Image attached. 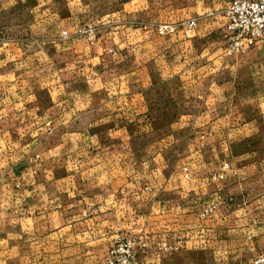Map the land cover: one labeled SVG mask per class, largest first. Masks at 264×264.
I'll list each match as a JSON object with an SVG mask.
<instances>
[{"label":"rangeland","instance_id":"1","mask_svg":"<svg viewBox=\"0 0 264 264\" xmlns=\"http://www.w3.org/2000/svg\"><path fill=\"white\" fill-rule=\"evenodd\" d=\"M231 1L0 0V264H108L126 241L134 264L127 232L191 208L184 188L204 214L264 198V50L228 52ZM161 24L160 54L136 49L120 78L57 55Z\"/></svg>","mask_w":264,"mask_h":264},{"label":"crops","instance_id":"2","mask_svg":"<svg viewBox=\"0 0 264 264\" xmlns=\"http://www.w3.org/2000/svg\"><path fill=\"white\" fill-rule=\"evenodd\" d=\"M125 30L133 29L128 27ZM134 31H140L148 38L137 40V44L124 38H112L108 42L96 40L88 42L87 37L81 40L72 39L62 43L57 55L61 58L71 56L70 58L80 60L83 64L89 63V70L84 68L74 70L77 77L93 78L101 72L112 78H120L118 74L127 72L129 57L136 49L152 47L154 54H160L155 39L160 36L156 34L154 26L148 25ZM92 47L98 48L99 52L92 51ZM103 69L105 70L101 71ZM90 97L92 96L88 94L89 100ZM7 107L12 110L17 106ZM103 107L81 108L93 112ZM2 113H5V109L0 106V115ZM180 124L189 127L194 125L192 121ZM176 125L178 123L171 124ZM240 125L236 121L220 122L222 128H239ZM202 187L200 185L199 188L197 186L184 188L183 192H190L188 194L193 195L192 198L196 195L199 197V203L193 204L191 208L181 211L179 208L173 209L172 204L168 209L162 205L154 206L149 214L160 208L159 211H154L157 215L149 217V220L138 227L137 232H132L133 227L127 232L146 247L136 248L134 264H252L254 253L264 251V198L232 206L227 210H213L211 214L205 215L203 210L209 204L207 201L209 195L198 194L200 192L198 189H204ZM174 193L178 197V193L181 192Z\"/></svg>","mask_w":264,"mask_h":264},{"label":"built area","instance_id":"3","mask_svg":"<svg viewBox=\"0 0 264 264\" xmlns=\"http://www.w3.org/2000/svg\"><path fill=\"white\" fill-rule=\"evenodd\" d=\"M228 23L224 28L226 48L229 53L246 52L250 50H264V0H232L226 11ZM189 27L194 21L188 22ZM172 28L168 24H161L155 28L158 36L169 34ZM67 37L66 32H62ZM214 206L206 210L211 213ZM134 256L130 242H120L109 251L108 264H131ZM252 264H264V251L254 253Z\"/></svg>","mask_w":264,"mask_h":264}]
</instances>
